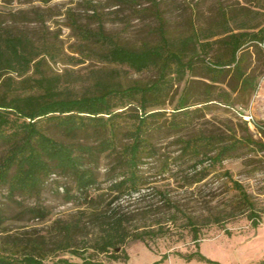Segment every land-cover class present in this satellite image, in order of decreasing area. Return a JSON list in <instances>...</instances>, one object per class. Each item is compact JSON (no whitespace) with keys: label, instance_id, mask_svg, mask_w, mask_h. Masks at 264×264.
<instances>
[{"label":"trees","instance_id":"16d2710c","mask_svg":"<svg viewBox=\"0 0 264 264\" xmlns=\"http://www.w3.org/2000/svg\"><path fill=\"white\" fill-rule=\"evenodd\" d=\"M118 2L128 3L127 0ZM152 11L159 22L156 43L139 47L121 44L103 27L98 31L84 29L82 34L87 42L96 44L84 48L87 57L128 66L136 72L152 70L155 78L123 83L107 77L106 71L101 69L96 71L92 88L83 92H78L69 81L65 82L63 74L53 71L52 64L62 57L56 47L38 45L26 34L0 24V187L7 188L6 196L10 200H16L17 195L40 194L50 179L55 180L54 176L66 177L75 182L76 189L72 192L70 187H64L68 200L83 197L89 205L98 207L101 201L93 197L90 190L98 186L96 170L106 159L110 164V189L115 195L107 203L106 210L95 216L99 233L93 247L116 259L120 254L117 248H121L126 260L129 259L124 246L130 239L145 241L146 237L155 238L165 233L163 225L158 230L148 227L144 231H133L129 224L136 214L113 207L115 202L125 200V196L141 194L148 184L144 167L150 158L167 157L162 169L170 166L169 157L159 155L155 144L158 136L176 135L182 154L174 158V162L190 158L195 170L206 162L210 166L221 164L237 155L241 148L256 143L249 136L224 137L205 132L188 134L187 131L202 111L200 107L194 108L195 104L205 103L210 107V102L218 101L232 107L244 103L243 98L249 100L257 90L258 74L250 69L248 62L251 47L258 55L264 52V25L250 30L251 27L242 23L238 31H233L230 20L235 21V15L230 17L223 11L220 20L223 31L209 29L200 33L193 29L174 38L166 29L159 8L155 5ZM220 34L225 35L212 39ZM217 46L225 52L220 53ZM70 58L74 63L86 61L85 58ZM200 72L201 77L210 81L204 83L205 86H200L198 79L192 77ZM188 75L191 77L186 79ZM183 81L187 82L168 114L164 106L173 101L176 83ZM233 92H238L237 96H233ZM207 168L201 169V176L186 177L187 180L203 179V170ZM235 184L240 189L241 202L252 208L253 203L242 185ZM160 195L164 206L174 210L170 219L176 221L178 212H182L180 207L166 193L160 192ZM33 211L42 219L46 216L42 208L35 207ZM251 216L258 224L259 215L253 211ZM3 218L0 209V225ZM185 218L197 243V251L186 258L209 260L199 250L197 221L191 216ZM78 226V223L64 224L68 239ZM0 264L103 263L91 259L82 263L68 259L47 262L38 251L21 258L0 255Z\"/></svg>","mask_w":264,"mask_h":264},{"label":"rangeland","instance_id":"374dc122","mask_svg":"<svg viewBox=\"0 0 264 264\" xmlns=\"http://www.w3.org/2000/svg\"><path fill=\"white\" fill-rule=\"evenodd\" d=\"M0 0V24L17 33H24L38 45L56 47L61 59L52 64L55 73L63 74L65 82L78 92L92 88L97 70L106 71V76L128 83L134 80L147 81L155 78L152 70L136 72L128 66L104 63L95 57H87L88 46L82 31L99 27L121 44L139 47L159 40V22L152 9L159 8L169 34L178 38L193 29L205 33L209 29L223 31L220 20L223 11L230 20V28L238 31L242 23L257 30L264 25V0ZM220 34L212 39H218ZM220 53L224 49L217 46ZM251 47L250 69L258 74L257 90L250 99L229 107L212 101L210 107L197 103L200 116L188 134L199 132L215 133L224 137L242 138L249 136L256 143L241 148L238 154L223 160L221 164L210 166L208 162L195 170L192 160L174 158L181 155V143L176 135L158 136L155 144L159 155H167L171 160L166 170L162 163L167 157L150 158L145 165L148 184L134 197L115 202L113 207L122 212L135 213V220L129 224L133 231H144L148 227L158 230L161 225L165 233L158 237H146L145 241L130 239L124 246L129 259L117 248L118 258L100 253L93 247L99 233L96 215L106 210L107 203L115 192L110 189L108 176L109 162L103 160L97 168L99 184L90 190L97 197L98 207L89 205L83 197L68 200L64 187L75 192V182L66 177L54 176L44 186L40 194L34 196L17 195L10 200L6 187H0V209L4 221L0 225V255L23 257L40 252L47 262L68 259L82 263L91 259L103 264H264L256 252L264 246V52L257 54ZM81 50V52L79 51ZM85 54V55H84ZM89 55V54H87ZM69 57V58H68ZM70 57L85 58L84 63H74ZM67 73V75H66ZM65 74V75H64ZM188 75L186 79L190 78ZM200 86L210 81L198 76ZM187 81L176 83L171 99L164 106L170 114ZM225 86V85H224ZM229 90V88L227 87ZM238 92H233L237 96ZM159 159V160H158ZM204 178L187 180L193 175ZM187 177V178H186ZM186 179V180H185ZM238 182L249 195L253 210L245 205ZM160 192L166 193L175 201L182 212L176 221L161 200ZM18 202H21L19 204ZM97 206V205H96ZM35 207L46 211L42 219L35 215ZM259 215L254 223L251 213ZM96 213V214H95ZM185 216H191L200 228L199 250L211 260L201 261L186 258L197 251L192 231L186 226ZM256 218V216H255ZM78 223L79 226L68 239L64 231L65 223ZM204 255V254H203ZM213 261V262H212Z\"/></svg>","mask_w":264,"mask_h":264},{"label":"crops","instance_id":"0c3cea01","mask_svg":"<svg viewBox=\"0 0 264 264\" xmlns=\"http://www.w3.org/2000/svg\"><path fill=\"white\" fill-rule=\"evenodd\" d=\"M262 251L261 252H256L258 255V259L260 260L261 258H263L264 256V246L262 247ZM204 255H206V253H203Z\"/></svg>","mask_w":264,"mask_h":264}]
</instances>
